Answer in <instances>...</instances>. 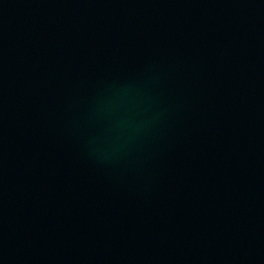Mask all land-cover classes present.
Returning a JSON list of instances; mask_svg holds the SVG:
<instances>
[{"label": "water", "instance_id": "water-1", "mask_svg": "<svg viewBox=\"0 0 264 264\" xmlns=\"http://www.w3.org/2000/svg\"><path fill=\"white\" fill-rule=\"evenodd\" d=\"M0 264H264V0H0Z\"/></svg>", "mask_w": 264, "mask_h": 264}]
</instances>
